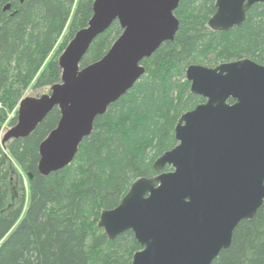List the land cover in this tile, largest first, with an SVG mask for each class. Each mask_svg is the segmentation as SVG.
<instances>
[{"label": "trees", "instance_id": "trees-1", "mask_svg": "<svg viewBox=\"0 0 264 264\" xmlns=\"http://www.w3.org/2000/svg\"><path fill=\"white\" fill-rule=\"evenodd\" d=\"M93 2L0 0V126L16 124V112L7 120L8 113L26 89L42 91L39 97L60 82L58 58L87 27ZM215 2L180 1L174 41L141 62L144 75L96 117L68 167L47 177L37 169L39 145L60 119L57 107L27 138L0 144V264H131L141 250L132 232L110 242L97 223L136 180L156 175L153 163L177 144L179 117L204 102L190 92L187 67L241 59L264 66V4L253 5L240 26L215 32L208 27ZM121 33L112 23L92 42L81 68L100 60ZM212 264H264V202Z\"/></svg>", "mask_w": 264, "mask_h": 264}, {"label": "water", "instance_id": "water-1", "mask_svg": "<svg viewBox=\"0 0 264 264\" xmlns=\"http://www.w3.org/2000/svg\"><path fill=\"white\" fill-rule=\"evenodd\" d=\"M180 1L94 0L87 27L58 58L60 82L20 100L1 145L30 136L57 107L60 119L39 145L37 169L47 177L68 167L96 117L144 75L141 62L174 41ZM255 4L264 0H216L208 27H238ZM115 21L121 35L100 60L81 68L92 42ZM185 77L204 102L179 117L177 144L153 163L156 175L136 180L116 208L99 216L110 242L132 232L141 250L131 264H212L264 202V66L250 59L190 65Z\"/></svg>", "mask_w": 264, "mask_h": 264}, {"label": "rangeland", "instance_id": "rangeland-1", "mask_svg": "<svg viewBox=\"0 0 264 264\" xmlns=\"http://www.w3.org/2000/svg\"><path fill=\"white\" fill-rule=\"evenodd\" d=\"M59 45H60V41H59V43H58V47H59ZM56 48H57V46L55 47V49H56ZM39 93H42V91H38V92H36V91L31 90V87H29L28 89H26V90L23 92V94H22V96H21V99H24V98H26V97H37ZM44 94H45V93H44ZM17 107H18V104L16 105V108H15L14 110H12V111H10V112L8 113V118H7V120L10 119V118L14 115V111L17 109ZM9 128H10V127L7 125V121L5 122L4 125L0 126V144H1V142H2V139H3L4 134L7 132V130H8ZM2 147H4V144L2 145ZM11 166L15 169V167H14L13 164H12ZM23 180H24V185L27 186V185H26V181H25L24 178H23ZM14 197L17 199V197H16L15 195H14Z\"/></svg>", "mask_w": 264, "mask_h": 264}, {"label": "bare ground", "instance_id": "bare-ground-1", "mask_svg": "<svg viewBox=\"0 0 264 264\" xmlns=\"http://www.w3.org/2000/svg\"><path fill=\"white\" fill-rule=\"evenodd\" d=\"M17 111V109L14 111V114H15V112ZM5 135V134H4ZM4 137V136H3ZM3 140V139H2ZM2 146V145H1ZM39 163V162H38ZM38 168V167H37Z\"/></svg>", "mask_w": 264, "mask_h": 264}]
</instances>
